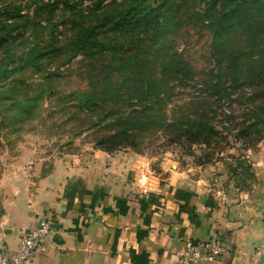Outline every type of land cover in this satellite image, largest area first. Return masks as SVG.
Segmentation results:
<instances>
[{
  "label": "rangeland",
  "instance_id": "1",
  "mask_svg": "<svg viewBox=\"0 0 264 264\" xmlns=\"http://www.w3.org/2000/svg\"><path fill=\"white\" fill-rule=\"evenodd\" d=\"M121 1L0 0V177L23 158L105 148L152 163H219L264 191V80L251 77L264 68V34L255 35L257 50L250 39L264 26V7L222 35L232 57L245 51L229 85L209 83L217 62L215 74L225 73L227 55L214 48L202 0H168L150 29L119 24ZM222 84L219 96L213 88ZM196 115L212 133L177 128Z\"/></svg>",
  "mask_w": 264,
  "mask_h": 264
},
{
  "label": "crops",
  "instance_id": "2",
  "mask_svg": "<svg viewBox=\"0 0 264 264\" xmlns=\"http://www.w3.org/2000/svg\"><path fill=\"white\" fill-rule=\"evenodd\" d=\"M25 161L0 177V249L13 252L23 232L52 217L28 264H172L186 241L212 238L224 251L211 264H259L264 191L219 163L102 150Z\"/></svg>",
  "mask_w": 264,
  "mask_h": 264
},
{
  "label": "trees",
  "instance_id": "3",
  "mask_svg": "<svg viewBox=\"0 0 264 264\" xmlns=\"http://www.w3.org/2000/svg\"><path fill=\"white\" fill-rule=\"evenodd\" d=\"M202 2L205 5V9L203 10V17H204V24L209 25L214 33V40L213 45L219 46L221 51H225V42L220 44L222 42V35L229 30L230 27L236 26V25H243L245 26L248 24V18L250 17V11L252 8H258L261 9L264 7V0H202ZM68 3H66V8H68ZM167 5L168 0H122L120 4H118V10H117V17L119 24L124 25H134V24H140V26L150 29L151 25H157L159 21H161L163 16H166L167 13ZM54 5L49 4V7H53ZM249 26V25H246ZM258 33L264 34V26L259 27L256 29L255 33L252 34V37L250 39H253L254 49H259V46H261L263 43L261 42H255L257 40L256 36ZM262 54L261 52H259ZM225 54L227 55V64L225 67V73H220V75L215 74V72L220 68L219 62L218 64L213 66V69L210 71V82L214 78H220V79H226L229 83L230 79L235 80L234 72H235V59L242 57L245 54V51L238 52L234 57H232L231 54L227 53L225 51ZM215 67V68H214ZM252 78H256V81L264 80V68H261L260 71L254 76L251 75ZM225 80V81H226ZM236 82L232 83L230 88L235 84ZM206 89L209 91H214L209 89V84L205 83ZM151 82H146L145 88L151 89ZM213 89H220L217 91V95L222 96L220 91H225L226 88L222 84L220 87H215ZM87 99V98H86ZM131 114H135V112H132ZM133 116V115H132ZM197 120L196 122H192L191 120H188L183 118L182 120H179L177 122V128L183 129L185 125L190 124V132L194 137H200L201 135H204L205 133H212L213 127L210 123L204 120L202 115H196ZM131 118V117H129ZM185 119V120H184ZM120 123H122V120ZM124 124V122L122 123ZM182 131V130H180ZM123 133H126L123 131ZM120 145V144H118ZM104 152H109L104 148Z\"/></svg>",
  "mask_w": 264,
  "mask_h": 264
},
{
  "label": "built area",
  "instance_id": "4",
  "mask_svg": "<svg viewBox=\"0 0 264 264\" xmlns=\"http://www.w3.org/2000/svg\"><path fill=\"white\" fill-rule=\"evenodd\" d=\"M53 219L44 216L36 227L23 232L13 252L6 247L0 249V264H28L47 242L53 227ZM224 251L219 238L207 241H191L184 243L183 249L172 264H211L216 262ZM255 257L259 264H264V240L255 249Z\"/></svg>",
  "mask_w": 264,
  "mask_h": 264
}]
</instances>
